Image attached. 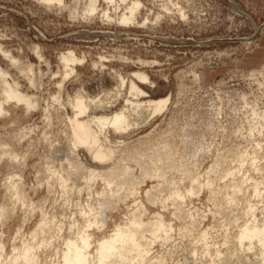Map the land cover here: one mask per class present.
<instances>
[{
	"label": "bare ground",
	"instance_id": "1",
	"mask_svg": "<svg viewBox=\"0 0 264 264\" xmlns=\"http://www.w3.org/2000/svg\"><path fill=\"white\" fill-rule=\"evenodd\" d=\"M36 1L48 8H68L65 0ZM97 1L89 0L83 17L98 12ZM103 2L125 7L115 17L101 12L102 18L122 27L135 24L142 7L139 0ZM165 5L169 6L162 4L160 18L174 12L172 7L166 11ZM71 13L73 17L78 12ZM14 51L0 41V60L6 63L5 67L0 63V264H264V218L257 219L260 205L251 201L264 204L260 164L264 111L259 112L258 103L249 106V96L241 95L250 118L249 138L245 147L231 145L225 154L221 151L225 148L214 141L223 130L216 122L221 108L214 110L215 119H208L204 134L152 131L118 143L111 137L126 135L139 121L164 112L169 103V98H145L139 83L153 85L145 72H134L130 80L115 74L114 94L102 92L91 98L77 89L70 95L65 83L84 64L82 55L68 49L60 52L57 70L52 72L40 46L30 48L37 64ZM104 60L101 56L90 64L103 67ZM259 69L249 74L264 78V66ZM112 95L122 97L118 110H108ZM33 114L40 115L42 125L31 122ZM246 165L260 173L261 181L242 171ZM203 194L211 206L207 213L186 209ZM157 205L172 207L171 219L181 223L177 239L169 218L150 211ZM35 216L33 226H25ZM208 216L211 223L205 226ZM15 219L20 222L12 228L9 224ZM216 237L226 246L225 254L215 247ZM255 246L258 258L252 262L243 253L238 255L239 250L248 253Z\"/></svg>",
	"mask_w": 264,
	"mask_h": 264
},
{
	"label": "rangeland",
	"instance_id": "2",
	"mask_svg": "<svg viewBox=\"0 0 264 264\" xmlns=\"http://www.w3.org/2000/svg\"><path fill=\"white\" fill-rule=\"evenodd\" d=\"M76 1L77 6L74 7L73 5H76L74 0H65L68 8L60 10L58 7L48 8L36 0H0L1 43L15 50L17 56H23L33 64L38 62L30 48L33 45L40 46L44 57L51 64L52 72L57 70V57L60 52L68 49L76 52L78 56L82 55L85 58L84 64L77 66V75L70 77L65 83L66 92L70 95L77 89H82L91 98L102 96V92L112 91L114 94L117 84L114 79L115 74L130 80L134 72H145L153 83L152 86L139 83L147 95L145 98L151 100L169 98L166 110L153 119L146 118L139 121L138 127L131 129L126 135L111 137L114 142H131L152 131L156 134L164 130L168 133L183 129L186 135L188 133V135H200L202 132L204 134L208 131V119L209 121L213 119L212 117L215 119L213 114L221 108V115L216 118L218 119L216 122L223 130H219L218 136L215 137V145L225 148L221 150L223 154L231 145L246 146L244 141L249 138L250 118L245 114L248 108L242 104L244 102L240 99L241 95L249 96L246 97L247 101L252 103L250 105L247 103L249 106L258 103L259 106L256 107L259 112L264 111L263 75L256 77L249 74L264 66V43L263 45L261 43L264 39V0H139L143 4L141 3L137 22L126 27L102 18L104 12L110 17L122 14L125 8L122 4L112 7L103 0H98L96 3L98 12L85 18L82 15L86 6L88 7L89 0ZM165 3L169 6L165 5L163 8L166 10L172 7L171 11H174V15L170 12L171 14H165L160 18L159 13L162 15V4ZM126 5L128 6V3ZM70 10L73 14L78 12V16L72 17ZM114 10L117 11L115 15ZM178 12L185 14L184 17ZM155 19L158 21H153ZM101 56L106 57V61L102 63L103 67L93 68L90 63L97 62ZM135 61L138 63H134ZM139 61L151 65L142 66ZM260 61L257 66H252ZM0 63L5 67L4 61L0 60ZM42 70L46 71V68L42 67ZM11 72L13 73V70ZM47 82L48 78H44V83ZM257 82L263 85V88L258 86ZM48 90L53 92V85H50ZM122 104V97L112 95L108 98L107 105L111 106L108 110H118ZM240 114L244 117L242 118ZM39 116L33 114L31 122L42 125ZM245 121H249L248 125ZM261 123L263 124L261 143L264 146V119ZM239 128L243 129L242 132ZM240 137L241 139L238 140ZM246 148L248 154H251V150ZM261 152L260 155L262 154L261 157L264 158V147ZM83 160L86 162V158ZM260 164L261 168H264L263 159ZM246 166L242 171L244 173L247 171L246 173H249L248 175L255 181H261L260 173L255 168ZM30 177L32 175L29 174ZM206 199V195L203 194L198 199L193 198L192 205L189 206L187 203L185 207L186 209L196 207L207 213L211 206ZM251 201L254 205L256 203L257 206L260 205L255 213L257 219L264 218V207H261L264 204L259 203L258 199ZM170 207L161 209L157 205L150 207V211L160 212L167 220L169 218L176 229L174 235L177 239V226L181 223L171 219L170 213L173 210ZM239 218L242 221L244 219ZM36 220L37 216L25 226L32 227ZM210 220L208 216L204 225L208 226ZM19 222L20 220L15 219L9 225L14 228ZM214 241L215 247L225 254L226 246L223 245L222 239L216 237ZM168 248L175 255L180 252L175 247ZM174 249L176 250L173 251ZM241 254L248 262H252L258 256V250L255 246L248 253L239 250L238 255Z\"/></svg>",
	"mask_w": 264,
	"mask_h": 264
},
{
	"label": "crops",
	"instance_id": "3",
	"mask_svg": "<svg viewBox=\"0 0 264 264\" xmlns=\"http://www.w3.org/2000/svg\"><path fill=\"white\" fill-rule=\"evenodd\" d=\"M262 45H263V43H264V39H262ZM259 63H261V61L260 62H258V63H255L254 65H252V66H257ZM252 66H250V67H252Z\"/></svg>",
	"mask_w": 264,
	"mask_h": 264
}]
</instances>
